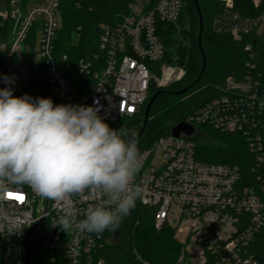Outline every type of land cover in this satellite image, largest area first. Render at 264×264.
I'll return each mask as SVG.
<instances>
[{
    "label": "built area",
    "instance_id": "obj_1",
    "mask_svg": "<svg viewBox=\"0 0 264 264\" xmlns=\"http://www.w3.org/2000/svg\"><path fill=\"white\" fill-rule=\"evenodd\" d=\"M221 1L226 10L215 20L217 33L236 40L249 33L263 35V17H242L233 10V0ZM59 9L60 0L0 3V88H11L14 96L51 98L56 105L93 106L112 128L138 117L154 89H166L185 77L183 67L168 63L161 37L162 30L179 24L183 0H127V14L120 22L100 26L102 56L96 54L94 60L103 59V65L96 68L85 59L78 63L80 73L94 82L78 86L65 74L70 67L67 57L55 58ZM244 77H228L226 93L183 123L195 128L193 137L185 131L175 137L172 132L140 154L141 168L133 184L140 187L141 195L135 206L154 207L156 229L168 226L175 231L182 247L180 264L259 263L243 252L264 235V129L259 119L264 112V85L251 74ZM203 126L247 138L257 166L253 179L238 166L197 159L194 139ZM99 203L101 199L89 190L73 195L76 220ZM62 215L61 202L38 195L27 185H10V191L0 195V264H25L23 241L42 220L34 248L38 247L41 259L50 264H102L94 258L102 234L75 228L65 232L59 223Z\"/></svg>",
    "mask_w": 264,
    "mask_h": 264
},
{
    "label": "trees",
    "instance_id": "obj_2",
    "mask_svg": "<svg viewBox=\"0 0 264 264\" xmlns=\"http://www.w3.org/2000/svg\"><path fill=\"white\" fill-rule=\"evenodd\" d=\"M9 0H0L7 2ZM24 5L31 0H21ZM184 10L178 25L168 26L161 31L169 63L184 67L185 77L173 83L166 92H180L189 87L199 77L206 57V71L199 84L187 92L173 96L163 93L155 101L149 114V121L143 135L138 139L140 154L159 138L167 136L183 124L201 107L226 93L225 83L233 76L242 80L247 74L259 78L264 85V31L261 37L249 33L240 40L219 34L214 29L215 20L224 12L222 1L198 0L204 21L202 49L199 46L200 19L194 0H183ZM234 11L245 18H264V0L255 5L254 0H233ZM61 28L55 41L57 61L67 57L70 65L65 74L74 86L89 85L93 78L81 74L78 63L81 59L93 61L97 68L103 65L95 62L99 54V39L102 24L120 22L127 14V0H60ZM251 46V48H249ZM61 70L62 67H60ZM159 90L154 89L150 98ZM160 92V91H159ZM149 98V99H150ZM168 98V99H166ZM149 101V100H148ZM141 114L132 119H124L112 129L135 132L144 126L146 106ZM264 129V112L260 116ZM199 133L209 137L204 143L196 137L197 159L212 164L238 166L245 176L254 177L256 160L249 150L247 138L239 132L222 133L213 127H199ZM130 138V136H129ZM257 167V166H256ZM253 179V178H252ZM155 208L136 205L125 215L115 230H105L101 247L94 255L96 263L102 264H180L182 247L175 237V231L168 226L157 230ZM245 256H255L258 264H264V235L248 246ZM32 264H50L41 259L34 249Z\"/></svg>",
    "mask_w": 264,
    "mask_h": 264
},
{
    "label": "clouds",
    "instance_id": "obj_3",
    "mask_svg": "<svg viewBox=\"0 0 264 264\" xmlns=\"http://www.w3.org/2000/svg\"><path fill=\"white\" fill-rule=\"evenodd\" d=\"M135 137L110 128L93 106L56 105L0 88V195L27 185L63 204V231L115 230L141 195L133 184L142 161ZM85 190L101 203L77 221L72 197Z\"/></svg>",
    "mask_w": 264,
    "mask_h": 264
},
{
    "label": "water",
    "instance_id": "obj_4",
    "mask_svg": "<svg viewBox=\"0 0 264 264\" xmlns=\"http://www.w3.org/2000/svg\"><path fill=\"white\" fill-rule=\"evenodd\" d=\"M194 1H195L196 8L198 10V13H199V19H200L199 46L202 49V37H203V32H204V21H203V16H202L201 11H200L198 0H194ZM205 66H206V57L204 55V65L202 66L203 68L201 70L199 77L196 79V81H194V83H192L189 87H187L186 89H184L180 92H174V94L172 92H166L164 89L160 90V92L158 91L149 99L148 104L146 106L145 120L143 123L144 126L142 127L140 132L136 135V137H135L136 141L138 139H140L144 133V130H145L147 123L149 121V114H150L151 109H152L155 101L157 100V98L160 97V95L163 93H168V94H172L173 96L174 95L178 96V95H181V94L187 92L189 89L193 88L194 86H196L197 84L200 83V81L202 80V78L205 74V71H206ZM186 130H187V127L184 124H181L173 130V133L176 137V136H179L181 132L186 131ZM130 212H131V210H130ZM43 224H44V220L38 222L28 231V233L25 236V239H24L23 244H22V257H24L25 264H32V256H33V252H34V248H35V244H36L37 234L39 233V231L43 227Z\"/></svg>",
    "mask_w": 264,
    "mask_h": 264
},
{
    "label": "rangeland",
    "instance_id": "obj_5",
    "mask_svg": "<svg viewBox=\"0 0 264 264\" xmlns=\"http://www.w3.org/2000/svg\"><path fill=\"white\" fill-rule=\"evenodd\" d=\"M216 1H217V0H216ZM218 1H219V0H218ZM220 1H221V0H220ZM168 63H169V62H168ZM169 64H171V63H169ZM173 65L179 66V65H177V64H173ZM173 65H172V66H173ZM179 67H182V66H179ZM183 68H184V67H183ZM166 99H168V98H166ZM195 132H197V131H195V128H194L193 126H191V125H189V127H188L187 130L185 131L186 135H188L189 138H190V137H193L194 134H195ZM196 137H200L199 139H200L202 142H204V143L209 142V137H208L207 135L203 134V133H196ZM37 248H38V247H36V250H37Z\"/></svg>",
    "mask_w": 264,
    "mask_h": 264
},
{
    "label": "snow or ice",
    "instance_id": "obj_6",
    "mask_svg": "<svg viewBox=\"0 0 264 264\" xmlns=\"http://www.w3.org/2000/svg\"><path fill=\"white\" fill-rule=\"evenodd\" d=\"M9 196H10L11 198H14V199H21L20 196H16V195H14L13 193H9Z\"/></svg>",
    "mask_w": 264,
    "mask_h": 264
}]
</instances>
